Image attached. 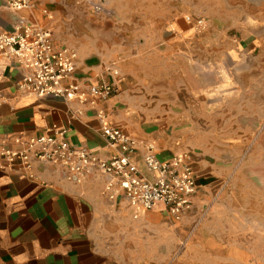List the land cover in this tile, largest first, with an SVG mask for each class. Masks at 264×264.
Segmentation results:
<instances>
[{
    "label": "crops",
    "instance_id": "0c3cea01",
    "mask_svg": "<svg viewBox=\"0 0 264 264\" xmlns=\"http://www.w3.org/2000/svg\"><path fill=\"white\" fill-rule=\"evenodd\" d=\"M99 1L114 15L94 13L87 0H40L20 11L0 0L3 28L26 17L75 48L73 80L83 88L119 85L94 105L41 97L19 88L23 68L1 56L0 138L60 128L73 145L109 158L117 150L99 131L103 113L163 160L192 153L194 210L177 220L163 204L111 200L103 174L75 183L50 164L17 163L0 169V264H264V191L245 180L227 190L240 168L236 150L264 123V0ZM144 152L134 159L155 178Z\"/></svg>",
    "mask_w": 264,
    "mask_h": 264
},
{
    "label": "built area",
    "instance_id": "2783aa9c",
    "mask_svg": "<svg viewBox=\"0 0 264 264\" xmlns=\"http://www.w3.org/2000/svg\"><path fill=\"white\" fill-rule=\"evenodd\" d=\"M10 9H33L40 0H6ZM98 15L113 16L114 12L99 0H87ZM187 19L191 21L192 17ZM206 26L200 20L199 27ZM13 58L24 70L19 88L41 97L53 96L66 102L95 104L97 98L108 99L119 92L118 83H100L83 88L73 80L76 71L77 51L67 44L57 45L49 27L22 17L13 30L0 26V57ZM114 74L119 75L118 70ZM4 100L0 97V106ZM99 129L108 145L117 152L109 158L86 146L73 145L64 129H55L34 137L12 136L0 138V169L17 163L32 169L34 161L50 164L64 177L82 183L92 173L106 176L105 193L111 200L124 197L131 206L153 209L163 204L177 220L194 210V197L198 182L191 152H183L163 160L155 152V145L141 141L108 124L103 113L98 114ZM18 145L13 148L9 140ZM143 148L147 169L155 178L143 175L134 155Z\"/></svg>",
    "mask_w": 264,
    "mask_h": 264
},
{
    "label": "rangeland",
    "instance_id": "374dc122",
    "mask_svg": "<svg viewBox=\"0 0 264 264\" xmlns=\"http://www.w3.org/2000/svg\"><path fill=\"white\" fill-rule=\"evenodd\" d=\"M262 43L259 44L261 48ZM253 124L256 122L251 121ZM260 134L251 137L250 145L245 148L243 153L240 151L235 152L238 156L235 158L239 161L240 168L238 173L235 172L231 177V183L227 190L230 192H238L240 183L242 181H248L255 185L249 184V191H252L253 187H258L261 191H264V123H261ZM258 132V131H256ZM235 159V160H236ZM236 162V161H235ZM257 189V188H256ZM258 190V189H257ZM185 248V245L184 247ZM184 249L181 250L183 252ZM195 254L202 255L204 252L200 249H195ZM177 252V253H176ZM180 251H175L174 254H180Z\"/></svg>",
    "mask_w": 264,
    "mask_h": 264
},
{
    "label": "water",
    "instance_id": "95a60500",
    "mask_svg": "<svg viewBox=\"0 0 264 264\" xmlns=\"http://www.w3.org/2000/svg\"><path fill=\"white\" fill-rule=\"evenodd\" d=\"M21 18H22V17H20V18L18 19L17 23L20 21ZM17 23H16V24H17Z\"/></svg>",
    "mask_w": 264,
    "mask_h": 264
}]
</instances>
